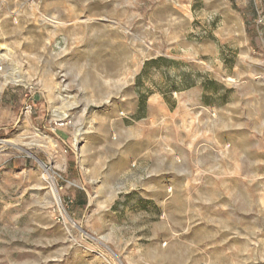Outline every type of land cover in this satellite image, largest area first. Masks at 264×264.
I'll return each mask as SVG.
<instances>
[{
  "label": "rangeland",
  "instance_id": "obj_1",
  "mask_svg": "<svg viewBox=\"0 0 264 264\" xmlns=\"http://www.w3.org/2000/svg\"><path fill=\"white\" fill-rule=\"evenodd\" d=\"M0 264H264V0H0Z\"/></svg>",
  "mask_w": 264,
  "mask_h": 264
},
{
  "label": "trees",
  "instance_id": "obj_2",
  "mask_svg": "<svg viewBox=\"0 0 264 264\" xmlns=\"http://www.w3.org/2000/svg\"><path fill=\"white\" fill-rule=\"evenodd\" d=\"M83 196H84V198H86V195L85 194Z\"/></svg>",
  "mask_w": 264,
  "mask_h": 264
},
{
  "label": "bare ground",
  "instance_id": "obj_3",
  "mask_svg": "<svg viewBox=\"0 0 264 264\" xmlns=\"http://www.w3.org/2000/svg\"><path fill=\"white\" fill-rule=\"evenodd\" d=\"M64 116H65V115H64ZM64 116H62V118H63Z\"/></svg>",
  "mask_w": 264,
  "mask_h": 264
}]
</instances>
